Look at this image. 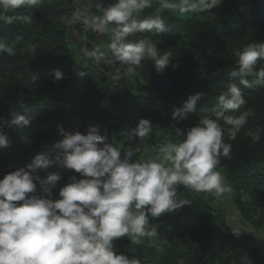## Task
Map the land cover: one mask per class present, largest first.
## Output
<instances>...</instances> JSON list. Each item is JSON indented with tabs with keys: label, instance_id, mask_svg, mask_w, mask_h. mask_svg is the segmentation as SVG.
<instances>
[{
	"label": "clouds",
	"instance_id": "1",
	"mask_svg": "<svg viewBox=\"0 0 264 264\" xmlns=\"http://www.w3.org/2000/svg\"><path fill=\"white\" fill-rule=\"evenodd\" d=\"M39 3L0 0V22L11 25L16 17L10 13L33 9ZM154 3L158 5L155 9ZM222 3L109 0L106 6H99V14H91L90 4L77 9L75 19L107 37L106 46L85 49L84 56L98 68L108 67L106 74L115 81L136 75L142 61H150L158 74L170 66L172 53L142 38L145 33L161 36L168 31L161 10L184 16L217 9ZM26 22L30 23V18ZM28 51L34 53L35 45ZM5 54L14 56L16 50L0 39V58ZM234 55L235 67L226 73L227 89L216 98L215 118L205 116L185 129L171 125L176 139L164 142L155 157L133 160L131 152L106 142L99 126L80 133L57 125L61 139L53 145L52 153L36 155L26 168L0 179V264H142L139 258L118 252L115 242L121 238L135 245L144 240L155 242L159 233L149 217L157 219L192 203L179 196L178 187L216 199L230 195L233 189L217 167L221 157L230 158L232 151V145L224 140L225 133L229 140H235L255 116L253 109L241 111L247 103L242 89L264 85V66L258 67V62H264V41L248 43ZM50 78L55 83L65 75L57 69ZM204 97L202 92L190 95L180 107H174L171 119L179 122L196 114ZM10 115L8 128L26 129L32 124L17 111ZM153 132L152 121L140 119L123 136L143 144ZM245 134L256 142L261 129H249ZM10 143L0 129V149ZM65 171L73 174L58 187ZM42 174L46 177L43 180ZM232 233L239 236L242 232ZM177 264L184 261L178 259Z\"/></svg>",
	"mask_w": 264,
	"mask_h": 264
},
{
	"label": "trees",
	"instance_id": "2",
	"mask_svg": "<svg viewBox=\"0 0 264 264\" xmlns=\"http://www.w3.org/2000/svg\"><path fill=\"white\" fill-rule=\"evenodd\" d=\"M73 1L40 0L33 9L10 13L16 17L11 25L0 22V39H6L16 50V55L0 58L4 65L0 67V129L11 142L8 148L0 149V179L26 168L36 155L52 153L53 145L61 139L59 124L65 131L80 133L99 126L106 142L120 146L122 152H131L133 160L148 158L144 143L138 139L129 142L123 136L133 127L121 90L91 69H83V75L73 72L66 41ZM108 2L95 0L93 14H99V6ZM157 6L154 3L153 9ZM161 14L168 31L161 36L145 33L142 38L162 51H170V66L158 74L150 61H142L137 74L128 76L132 86L126 95L136 107L131 115L153 123V157L159 155L164 142L176 139L171 125L185 129L205 116L215 118L213 108L216 98L227 89L226 73L235 67V51L248 43L264 41V0H223L217 9L192 13L186 19L168 10H161ZM85 37L93 43L108 42L93 28ZM32 45L36 47L34 53L28 51ZM172 64L177 66L173 68ZM260 66L264 62H258ZM57 69L64 72L65 78L53 83L50 74ZM242 91L247 103L241 111L253 109L255 116L249 118L235 140H229L225 133L224 140L232 145V151L230 158L221 157L218 167L224 170L226 182L233 189L228 196L241 218L253 228L264 230V85ZM196 92L205 94L197 113L179 122L172 120L174 107H180ZM107 97L118 105L120 113L116 115L102 106ZM13 111L31 119V126L8 128ZM257 128L261 136L253 142L245 133ZM72 174L65 171L58 187ZM45 178L42 174L41 180ZM178 194L192 203L157 219L149 217L159 233L155 242L144 240L135 245L126 239L117 244L118 252L137 257L142 264H177L178 259L184 264H264L258 248L235 238L223 213L211 207L210 200L182 186Z\"/></svg>",
	"mask_w": 264,
	"mask_h": 264
},
{
	"label": "rangeland",
	"instance_id": "3",
	"mask_svg": "<svg viewBox=\"0 0 264 264\" xmlns=\"http://www.w3.org/2000/svg\"><path fill=\"white\" fill-rule=\"evenodd\" d=\"M190 16L191 14H187L184 16H180L176 14V17L179 19H186ZM68 46L73 52V54L71 55L72 63H73V72L74 74H77V68L79 67V64L82 62V59L79 54V49L72 44H68ZM127 78L131 82L128 76ZM131 86H132V82H131ZM130 93L131 91H129V94ZM109 99L110 98L107 97L103 101L102 106L107 107L112 113L117 115L118 113H120V109L118 105L114 104ZM125 101H126L127 111L129 112V118H131L132 121L136 125L138 121L142 118H140V116L138 117L137 114L131 115V112L133 110L136 113V110H135L136 107L134 104L130 102V95L126 97ZM152 141H153V138L151 137L149 140H147L144 143L148 158L153 157L151 156V154L155 152V147L152 144ZM217 171H219L221 175L225 177V172L222 168L217 167ZM197 194L201 195L206 201L207 199L210 200L211 202L209 203L211 207L223 213L222 215L223 220L225 221V223L227 224L231 232H233L234 230H239L242 232L239 236H236L233 234L237 239L247 240L250 244L257 247L259 252L264 256V230H257L253 228L251 225H249L247 222H245L241 218L239 211L237 210V208L235 207V205L233 204V201L231 200L229 196H226L223 199H216L212 197L210 194H204V193H197ZM126 239L127 238H121L120 240L116 241L115 242L116 249H117V244Z\"/></svg>",
	"mask_w": 264,
	"mask_h": 264
},
{
	"label": "water",
	"instance_id": "4",
	"mask_svg": "<svg viewBox=\"0 0 264 264\" xmlns=\"http://www.w3.org/2000/svg\"><path fill=\"white\" fill-rule=\"evenodd\" d=\"M89 4L91 6L90 7L91 14H93L95 8V0H80L79 3L77 2V0H74L72 4V8L75 14L72 16L71 21L67 25V31H66L67 44H72L75 47H77L79 49V54L82 59V62L79 64V67L77 68V74L78 72H81L83 69H91L95 71L100 78L108 81L109 83L113 84L115 87H118L121 90V94H123V99H124L123 100V106H124L126 95L131 87V82L128 80L127 76H125L120 80L114 81L110 79V77L106 74L109 71L108 67L98 68L94 66L92 62L84 56L85 49H91L97 45H103L101 42L93 43L87 40L85 35L92 27L85 26L81 21L75 19L77 9L83 10L86 7V5ZM72 54L73 52L71 50V55ZM129 121L131 123V126L135 128L136 125L131 118H129Z\"/></svg>",
	"mask_w": 264,
	"mask_h": 264
}]
</instances>
